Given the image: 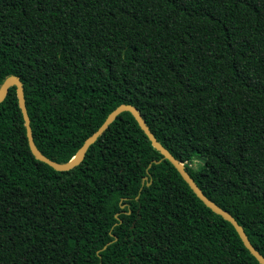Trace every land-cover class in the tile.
<instances>
[{
  "label": "trees",
  "instance_id": "16d2710c",
  "mask_svg": "<svg viewBox=\"0 0 264 264\" xmlns=\"http://www.w3.org/2000/svg\"><path fill=\"white\" fill-rule=\"evenodd\" d=\"M9 75L36 147L59 163L134 106L264 257V0H0V85ZM0 264L260 263L129 111L56 170L31 152L11 85Z\"/></svg>",
  "mask_w": 264,
  "mask_h": 264
},
{
  "label": "water",
  "instance_id": "95a60500",
  "mask_svg": "<svg viewBox=\"0 0 264 264\" xmlns=\"http://www.w3.org/2000/svg\"><path fill=\"white\" fill-rule=\"evenodd\" d=\"M11 85H15L16 87V96L18 99V105L21 109L25 127H26V135L28 139V144L33 155L50 165L56 170H68L78 165L84 157V154L87 148L96 140V138L105 130V128L109 125V123L122 111H129L135 120L137 121L140 128L147 135L148 139L151 141V144L162 154L163 158L167 159L172 163V165L179 172L181 177L187 182L192 191L196 194V196L202 200V202L208 206L212 211L217 214H220L224 219L228 220L235 230L237 231L239 237L241 238L245 247L249 250V252L258 260L260 264H264V257L256 250L253 245L250 243L247 235L245 234L243 227L236 221V219L226 210L218 206L212 200H210L205 194L201 191V189L194 182L193 178L189 175V173L185 170L183 164L179 162L164 146H162L153 133L149 130L148 126L143 121L141 115L137 111V109L130 104H120L115 107L109 114L106 116L104 121L100 124V126L84 141L80 149L76 152V154L66 162L59 163L56 162L45 155H43L38 148L36 147L33 137L31 134V128L29 125V117L26 111L24 95H23V85L19 78L15 75L7 76L4 81L0 85V102L4 99L7 94L8 88Z\"/></svg>",
  "mask_w": 264,
  "mask_h": 264
},
{
  "label": "rangeland",
  "instance_id": "374dc122",
  "mask_svg": "<svg viewBox=\"0 0 264 264\" xmlns=\"http://www.w3.org/2000/svg\"><path fill=\"white\" fill-rule=\"evenodd\" d=\"M200 163V159L196 158L193 162V166L196 167ZM113 205L112 204H107V210L110 211L112 209Z\"/></svg>",
  "mask_w": 264,
  "mask_h": 264
}]
</instances>
